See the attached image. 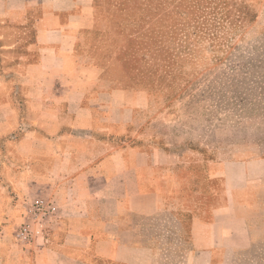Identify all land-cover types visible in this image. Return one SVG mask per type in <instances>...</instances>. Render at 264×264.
Masks as SVG:
<instances>
[{"label": "crops", "instance_id": "1", "mask_svg": "<svg viewBox=\"0 0 264 264\" xmlns=\"http://www.w3.org/2000/svg\"><path fill=\"white\" fill-rule=\"evenodd\" d=\"M94 22V0H0V264H146L139 222L173 205L193 213L201 253L247 247L236 205L264 179L262 161L221 167L223 202L210 218L187 204L176 163L132 144L136 104L119 97L140 93L114 87L79 50ZM39 196L56 204L57 218L19 241L24 199Z\"/></svg>", "mask_w": 264, "mask_h": 264}, {"label": "rangeland", "instance_id": "2", "mask_svg": "<svg viewBox=\"0 0 264 264\" xmlns=\"http://www.w3.org/2000/svg\"><path fill=\"white\" fill-rule=\"evenodd\" d=\"M94 7L79 50L114 87L140 93L119 97L136 104L132 144L176 163L184 201L210 218L223 202V165H264V0H94ZM254 187L236 205L247 247L227 242L212 257L201 253L189 234L193 213L173 205L139 222L147 263L264 264V179ZM34 199L25 197L23 217Z\"/></svg>", "mask_w": 264, "mask_h": 264}, {"label": "built area", "instance_id": "3", "mask_svg": "<svg viewBox=\"0 0 264 264\" xmlns=\"http://www.w3.org/2000/svg\"><path fill=\"white\" fill-rule=\"evenodd\" d=\"M57 206L48 198L37 197L26 206L24 220L16 229L17 240L31 242L57 218Z\"/></svg>", "mask_w": 264, "mask_h": 264}]
</instances>
